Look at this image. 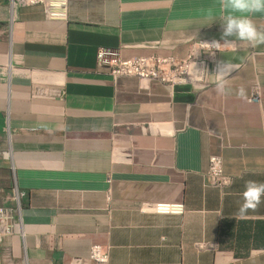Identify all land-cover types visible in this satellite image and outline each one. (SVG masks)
Returning <instances> with one entry per match:
<instances>
[{
	"label": "crops",
	"instance_id": "0c3cea01",
	"mask_svg": "<svg viewBox=\"0 0 264 264\" xmlns=\"http://www.w3.org/2000/svg\"><path fill=\"white\" fill-rule=\"evenodd\" d=\"M12 11L0 22V134L24 197L2 261L75 264L100 245L107 264H264V202L236 214L244 182H264V45L199 47L224 43L219 18L207 23L219 0H69L66 20ZM251 18L264 29V13ZM99 49L121 60L199 50L201 86L113 80ZM226 61L236 70L220 94ZM209 156L231 186L208 185ZM157 203L184 210L156 214Z\"/></svg>",
	"mask_w": 264,
	"mask_h": 264
},
{
	"label": "built area",
	"instance_id": "2783aa9c",
	"mask_svg": "<svg viewBox=\"0 0 264 264\" xmlns=\"http://www.w3.org/2000/svg\"><path fill=\"white\" fill-rule=\"evenodd\" d=\"M12 7L41 6L46 19L66 20L69 0H10ZM202 44V42L200 43ZM198 43V46L203 48ZM97 63L110 68V76L113 80L120 77H135L139 80H155L173 88L190 84L192 87L199 88L202 82L203 60L197 56L195 49L184 59L174 56H145L134 57L128 60L119 59L117 53L110 50L99 49L96 54ZM195 65V67H194ZM250 102H259V86L254 84L249 95ZM205 176L208 185L225 188V179H231L223 172L221 157L209 156L207 160ZM24 193L16 190L15 203L19 209ZM156 214H182L183 205L181 203H157L150 206ZM16 209L0 205V264H5L1 258L3 240L13 234L14 218ZM204 247L199 245V248ZM109 259L108 248L100 245L89 247L87 256L75 258V264H107Z\"/></svg>",
	"mask_w": 264,
	"mask_h": 264
},
{
	"label": "clouds",
	"instance_id": "9594fccd",
	"mask_svg": "<svg viewBox=\"0 0 264 264\" xmlns=\"http://www.w3.org/2000/svg\"><path fill=\"white\" fill-rule=\"evenodd\" d=\"M219 7L222 10L221 14L209 15L207 23L219 18L224 43L217 41L199 43L203 48L211 52L213 49L219 51L223 45H231L235 48L238 42H245L251 47L264 45V29L258 28L251 18L253 14L264 13V0H219ZM232 70H236L235 66L230 67L227 61L218 66L214 74L215 88L218 93L226 94L228 76ZM239 95L244 97L243 88L239 90ZM224 183L225 186H231L232 180L225 179ZM262 202H264V182L247 180L244 182L242 199L236 214L243 217L249 212H254Z\"/></svg>",
	"mask_w": 264,
	"mask_h": 264
},
{
	"label": "rangeland",
	"instance_id": "374dc122",
	"mask_svg": "<svg viewBox=\"0 0 264 264\" xmlns=\"http://www.w3.org/2000/svg\"><path fill=\"white\" fill-rule=\"evenodd\" d=\"M10 0H0V22L5 27L11 20L13 13ZM15 9V8H14ZM10 144L7 129L0 134V205L16 209L15 203V175L10 165ZM17 214V209L15 210Z\"/></svg>",
	"mask_w": 264,
	"mask_h": 264
},
{
	"label": "bare ground",
	"instance_id": "6f19581e",
	"mask_svg": "<svg viewBox=\"0 0 264 264\" xmlns=\"http://www.w3.org/2000/svg\"><path fill=\"white\" fill-rule=\"evenodd\" d=\"M12 5V4H11ZM12 9H13V7H12ZM14 10V9H13Z\"/></svg>",
	"mask_w": 264,
	"mask_h": 264
}]
</instances>
